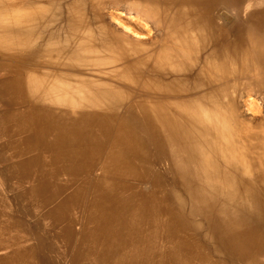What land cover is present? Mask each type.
I'll list each match as a JSON object with an SVG mask.
<instances>
[{
	"label": "bare ground",
	"instance_id": "bare-ground-1",
	"mask_svg": "<svg viewBox=\"0 0 264 264\" xmlns=\"http://www.w3.org/2000/svg\"><path fill=\"white\" fill-rule=\"evenodd\" d=\"M0 264H264V0H0Z\"/></svg>",
	"mask_w": 264,
	"mask_h": 264
},
{
	"label": "rangeland",
	"instance_id": "rangeland-1",
	"mask_svg": "<svg viewBox=\"0 0 264 264\" xmlns=\"http://www.w3.org/2000/svg\"><path fill=\"white\" fill-rule=\"evenodd\" d=\"M246 97V98H245ZM244 97V106H243V109L245 110H247V108H248V106H249V103H250V105L251 104H253L254 105V110L256 111V112H258L259 111V109H260V106H259V104L261 103L258 99H256V97H254V96H250V97H248V96H245ZM247 97H248V99H247ZM252 97V98H251ZM252 99H254V100H252ZM246 100V101H245ZM249 101V102H248ZM251 101V102H250ZM259 102V103H258ZM246 105V106H245ZM256 105V106H255ZM250 113V112H249Z\"/></svg>",
	"mask_w": 264,
	"mask_h": 264
}]
</instances>
